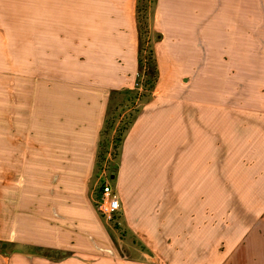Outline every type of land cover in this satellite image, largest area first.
Segmentation results:
<instances>
[{"label": "crops", "instance_id": "1", "mask_svg": "<svg viewBox=\"0 0 264 264\" xmlns=\"http://www.w3.org/2000/svg\"><path fill=\"white\" fill-rule=\"evenodd\" d=\"M137 5L0 0V264H264V0H155L164 94L110 175L137 253L96 209L101 131L125 89H107L112 65L139 67Z\"/></svg>", "mask_w": 264, "mask_h": 264}, {"label": "rangeland", "instance_id": "2", "mask_svg": "<svg viewBox=\"0 0 264 264\" xmlns=\"http://www.w3.org/2000/svg\"><path fill=\"white\" fill-rule=\"evenodd\" d=\"M146 2H147V0H146ZM137 16H138V14H137ZM141 21L143 22L142 19H141ZM142 26H144V23L142 24ZM143 31H145V28H143ZM147 31H148V33L144 34V38L143 39H146V41H147L145 49L148 52V49L150 47H153L154 49L158 47L157 45L162 39L161 38L162 34H159L157 32V30L156 31L154 30L153 21L149 22V20H148ZM138 32H139V29H138ZM139 45H140V42H139ZM5 52L6 53L4 55L3 54L4 52L0 51V59L6 57V61H9L8 56H9L10 51H5ZM143 56H144L145 68H144V74H143V78H142V89L140 90V93L142 91H144V89H143L144 85H145L146 81H148L150 79L149 71L151 72V70H150L151 69V64H150V60H149V57H148L149 56L148 53L145 52L143 54ZM155 56H156V52H155ZM115 61L116 60H114V62ZM120 61H121V59L118 60V65H116V64H115L116 66L112 65L114 67L115 72H116V76L118 74L119 80L118 81L114 80V82H112L111 84L109 82V85L107 86V89L109 88V90L113 86L114 87L117 86V88H121V87L129 88L130 87V89L135 87L136 80H137L138 73H139V69H138L139 67L137 68V70L136 69L135 70H133V69L131 70L130 67L125 64L126 63V59H124V64L122 66L124 72H122L121 69H120V66H121L120 65L121 64ZM156 65H157V69H158V72H159L161 70V66L159 64V61L157 62V59H156ZM121 73H123V80H122ZM93 83H94V81H93ZM164 84H165V82H162L161 73H160L159 74V79H158V81H157V83H156V85L154 87V92L157 90V92H156L157 96L164 94L163 89H162ZM176 84L179 85V86H174V88H177L179 90V89H181L183 87H186L187 82H179V83H176ZM188 84H190V83H188ZM255 84L256 83L252 82L253 87H254ZM157 87H158V89H157ZM244 89H245V87H244ZM240 90H243V87H241ZM241 94L242 93H240L239 95H241ZM142 100L143 99H137L136 102H135L136 106H133V107H132V104L127 102V103H124L122 106H119V107L116 108L115 117L117 118V124L115 126V129L112 130V132L110 133V135H106V136L103 137V141H105L107 143V139H111L112 137H116L118 135V133L115 132L116 128L119 127L118 125H120V123H122V125L125 123V121L128 119V115H130L132 113L133 108L139 109L142 106V103L145 102V99L143 101ZM236 100H239V99L236 98ZM120 116H121V118H120ZM121 119H122V121H121ZM100 141H101V137H100ZM115 145L116 144L113 143V144H111L109 146L110 154H107V158H106L105 162L101 165V170H99V166L97 165L96 171L93 174V177L91 178V190L93 192L94 202L97 199V196H99V194H100V182H99L100 177L103 176V178L106 177V178L110 179L109 178L110 175H112L114 173V171H116L119 158L117 157V153H116L117 149H116ZM104 220H105V222H107V224L109 225V228L111 229L112 233L114 234L113 238L123 248V250L125 252H127V253L128 252L137 253L136 251L139 250L141 247L139 248V246H137L134 243L135 240H134L133 237H131V235L127 234V232H128L127 229H125L124 227L120 226V224H121L120 218L116 216L114 219H112L110 221H108L106 219H104ZM119 226H120V228L118 229ZM133 247L136 248V249H133Z\"/></svg>", "mask_w": 264, "mask_h": 264}, {"label": "trees", "instance_id": "3", "mask_svg": "<svg viewBox=\"0 0 264 264\" xmlns=\"http://www.w3.org/2000/svg\"><path fill=\"white\" fill-rule=\"evenodd\" d=\"M154 5H155V0H147V2L146 0H138V5H137V14H138L137 24L139 29V42H140L139 53H138V60H139V75L137 77L138 85H140V83L142 84L141 81L143 78L144 68H145L143 54L145 52L148 53L149 55L148 57L151 64V69H150L151 72L149 71L150 79L146 81L143 88L145 92L142 91L143 93L142 92L140 93L139 88H134V89L125 88L121 90H114L111 92L108 110L104 121V126L101 131V141L99 144V150L97 156V165L99 166V170H101V165L105 162L107 158V154H110L109 146L111 144L113 143L116 144L115 146L117 149L116 152L117 157L118 158L120 157L123 140L140 112V109L133 108L132 113L128 115V119L125 121V123L123 125L122 123H120V125H118L119 127L116 128L115 132L118 133V135L116 137H112L111 139H107V143H106L105 141H103V137L106 135H110V133L112 132V130L115 129V126L117 124V118L115 117L116 108L122 106L124 103L127 102L132 104L133 107L136 106L135 102L137 99H143V100L145 99V101L150 99L154 92V87L159 79V72L156 65L155 49L153 47H150L147 52L145 49L147 41L146 39H143L144 34L148 33L147 26H148L149 15L151 10L154 8ZM141 19L143 20V22L141 21ZM143 23L144 26H142ZM143 28H145V31H143Z\"/></svg>", "mask_w": 264, "mask_h": 264}, {"label": "built area", "instance_id": "4", "mask_svg": "<svg viewBox=\"0 0 264 264\" xmlns=\"http://www.w3.org/2000/svg\"><path fill=\"white\" fill-rule=\"evenodd\" d=\"M134 88H139L141 90L142 84L140 83V85H138V82L136 80V84ZM99 182H100V194L99 196H97V199L95 200V206L101 217L110 221L114 219L120 212L121 209L120 198L111 182V179H108L106 177L103 178V176H101Z\"/></svg>", "mask_w": 264, "mask_h": 264}]
</instances>
